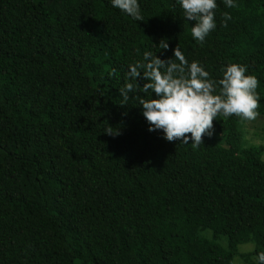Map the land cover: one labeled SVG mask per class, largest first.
I'll return each instance as SVG.
<instances>
[{
	"label": "trees",
	"instance_id": "1",
	"mask_svg": "<svg viewBox=\"0 0 264 264\" xmlns=\"http://www.w3.org/2000/svg\"><path fill=\"white\" fill-rule=\"evenodd\" d=\"M139 3L136 21L110 0H0V264H257L264 251L248 120L214 118L198 146L169 141L149 131L148 94L119 92L144 51L167 60L178 47L212 78L247 66L264 116V0H217L202 43L178 0Z\"/></svg>",
	"mask_w": 264,
	"mask_h": 264
},
{
	"label": "clouds",
	"instance_id": "2",
	"mask_svg": "<svg viewBox=\"0 0 264 264\" xmlns=\"http://www.w3.org/2000/svg\"><path fill=\"white\" fill-rule=\"evenodd\" d=\"M226 7L235 6L236 0H223ZM114 8L128 14L132 19L144 20L139 0H110ZM183 16L194 21L192 37L204 42L216 27L215 11L217 0H178ZM225 24L231 15L224 12ZM167 41L162 49L168 48ZM174 58L167 60L144 51L143 59L127 66L128 82L119 89L126 102L129 93L139 86L150 98L141 97L142 114L149 122V131L162 130L165 139L192 141L194 146L202 143L204 134L212 135L213 120L218 116L235 114L245 120H254L260 97L256 89L259 80L247 73V66L228 63L221 66L220 78H212L199 61L189 62L176 47ZM145 82L141 86L137 78ZM153 92L156 94L153 98ZM109 134L114 133L110 129ZM190 133L191 135H186ZM257 264H264V251L256 253Z\"/></svg>",
	"mask_w": 264,
	"mask_h": 264
},
{
	"label": "rangeland",
	"instance_id": "3",
	"mask_svg": "<svg viewBox=\"0 0 264 264\" xmlns=\"http://www.w3.org/2000/svg\"><path fill=\"white\" fill-rule=\"evenodd\" d=\"M241 133L240 149L243 148H256L258 149L264 160V116L258 115L254 120H248L245 124L239 126ZM210 233H204L205 236L210 238ZM254 249L253 244L239 245L238 252L248 253ZM233 264H244L240 256L233 259Z\"/></svg>",
	"mask_w": 264,
	"mask_h": 264
}]
</instances>
